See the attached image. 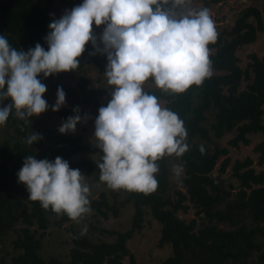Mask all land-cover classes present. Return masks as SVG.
<instances>
[{
	"label": "trees",
	"instance_id": "16d2710c",
	"mask_svg": "<svg viewBox=\"0 0 264 264\" xmlns=\"http://www.w3.org/2000/svg\"><path fill=\"white\" fill-rule=\"evenodd\" d=\"M220 1L225 0H201L197 9L207 8L210 13V8ZM257 1L250 0L235 12L233 23L224 26L216 42L209 45L213 49L210 52L212 75L201 85H193L181 94L164 92L156 85L143 88L158 101L164 100L163 107L184 121L188 150L181 157L165 156L157 162L158 187L152 193L123 189V196L118 198L116 191L111 190L108 195L100 189L96 196L89 198L93 220L89 221L86 232H72L73 246L67 259L53 254L45 256L40 249L51 221L59 224L71 219L31 200L27 187L18 182L17 173L27 156L52 162L61 157L71 168L80 170L86 184L90 177L96 179L101 173L98 165L103 162L104 153L96 147V141L82 140L80 132L90 125L81 120L76 126L78 133L75 130L62 134L58 130L62 122L77 113L68 105L58 112L52 111V106L56 103L58 88H63L70 102L89 97L93 83L90 63L96 68L95 81L101 89L111 93L113 86L108 84L105 75L107 56L95 52L91 42L86 45L87 55L82 54L74 71L38 77L56 91L44 96L49 105L42 115L44 118L25 121L16 117L13 110L6 124L0 126V237L15 233L12 240L15 253L8 257L1 255L0 264H137L128 242L148 217L159 223L158 246L171 249L154 264H264V247L258 240L264 238V170H255L252 158L245 156L231 164V176L236 184L230 178L216 179L213 172L221 155L224 157L217 170L224 172L229 163V149L219 145L217 139L230 131H234L228 139L232 146L250 143L252 134L262 135L254 148L260 152L258 163L264 160V55L249 52V60L241 66L237 54L240 47L256 40L258 32L264 33L262 12L254 4ZM81 2L0 0V35L12 47L24 52L35 48L37 43L48 50L45 38L51 31L49 24L62 17V7H76ZM68 80L73 83H65ZM149 81L154 82L152 78ZM10 103V99L5 101ZM100 106L96 104V108ZM207 111L212 113L208 124ZM54 121L59 125H54ZM35 132L42 139L30 145L27 138ZM174 165L183 168L178 182L184 190L174 187L170 193V172ZM127 204L133 208L127 228H105L98 222L111 214L118 216ZM190 205L198 221L195 217L186 221L177 214L186 212ZM93 231L102 234L98 236ZM103 233L113 237L105 238Z\"/></svg>",
	"mask_w": 264,
	"mask_h": 264
},
{
	"label": "clouds",
	"instance_id": "9594fccd",
	"mask_svg": "<svg viewBox=\"0 0 264 264\" xmlns=\"http://www.w3.org/2000/svg\"><path fill=\"white\" fill-rule=\"evenodd\" d=\"M94 24L106 26L99 43ZM49 28L48 50L37 43L24 52L0 35V126L13 110L25 121L45 113L47 87L38 77L74 71L91 42L97 53L107 55L105 75L113 86L111 100L95 120L96 147L104 153L100 180L113 190L154 192L157 162L181 157L189 147L188 133L178 114L162 107L142 85L152 78L164 92L181 94L212 75L209 45L216 42L217 32L209 10L191 7V0H83ZM8 99L11 103L4 104ZM65 104L66 94L58 88L52 111ZM81 120L79 114L70 116L58 130L75 132ZM41 139L35 132L26 142ZM173 172L179 177L183 168L177 165ZM17 175L29 198L44 209L76 222L91 212L84 175L61 157L52 162L27 156Z\"/></svg>",
	"mask_w": 264,
	"mask_h": 264
},
{
	"label": "rangeland",
	"instance_id": "374dc122",
	"mask_svg": "<svg viewBox=\"0 0 264 264\" xmlns=\"http://www.w3.org/2000/svg\"><path fill=\"white\" fill-rule=\"evenodd\" d=\"M201 0H191V7L197 9V5L200 4ZM57 2V1H56ZM82 2L79 4L81 5ZM250 3V0H225L220 1L216 3L212 8H210V16L211 19L214 21L215 29L217 34L221 31V29L224 26H230L233 23L232 16L235 12H237L241 7L244 5H247ZM256 6H258L262 12L263 20H264V0H259L254 3ZM78 5V6H79ZM74 7L71 8H65L62 7L60 9L62 16L65 14V11H71ZM198 10V9H197ZM218 16V17H217ZM93 33L97 37V42L99 43V38L102 36L105 25H101L99 27L93 25ZM102 47V45H100ZM213 49H211L212 51ZM255 51L259 56L264 55V33L258 32L257 38L253 43L245 44L242 47H240L237 50V54L240 57V65L245 66L247 61L249 60L248 53ZM86 55H87V51ZM96 52V51H95ZM106 55V54H104ZM107 56V55H106ZM90 76L92 78V85L90 86L89 90V97L87 96L86 99H82L81 101L79 98H76L73 101H69L66 99V104L68 106H71L72 108L76 109L79 108V114L82 117V120H84V123L87 126V129L85 131H81L80 133L81 138L83 141H96V138L94 137L95 134V120L99 115V109L102 106H107L108 102L110 101L111 93L108 91H104L101 89V85L96 78V68L93 67V65L90 63ZM94 79V80H93ZM41 82L46 85L47 91L44 94L47 95H53L56 91H54L51 88V84H48L46 80ZM65 83L72 84L73 80L65 81ZM244 83V82H243ZM242 83V86H243ZM155 85V82L153 81H146L144 85H142L143 88L147 86ZM51 88V89H50ZM98 99V101H97ZM161 106L163 107L164 100L158 101ZM100 103L101 106L96 108V104ZM5 104V101H4ZM44 114V113H43ZM39 116H33L30 118V120H37L38 117H42V115ZM207 121L206 124H208L212 120V113L207 111ZM40 119V118H39ZM264 120V115H263ZM48 123V121H45ZM64 122V121H63ZM62 122V123H63ZM54 125H59V122L54 121ZM61 126V125H60ZM93 126V127H92ZM79 131L76 129L75 133H78ZM1 133V132H0ZM234 134V131L226 132L221 138L217 139V142L219 145H225L228 147V155L230 157L229 163L225 167L224 172H219L217 170V166L220 163L221 159L224 157L221 155L217 161L216 166L213 170L215 175H218L219 178H230L233 180V183L236 184L235 178L231 176V164L236 159H242L245 156H250L252 158V165L255 168V170H264V160L261 163H258V157H259V151L254 148L255 144L261 140L262 135L260 134H252L251 135V141L248 144H243L242 142H239L237 146H232L228 143V139L232 137ZM95 157V156H93ZM177 165H174L170 172V189L169 192L172 193V189L174 187H179L181 190H184L183 187L180 186L178 182V177L173 172V168ZM99 173L97 175L96 179H93L90 177L87 185L89 186L90 192L88 195V199L92 196H96L98 191L100 189L105 190L108 195L110 193L111 188L107 186L105 182H102L100 180ZM235 188L232 190L234 191ZM116 191L117 197L121 198L124 194V190H114ZM133 208L130 204H127L121 209V212L118 216L110 215L109 218H100L98 222L105 227V228H127L129 226L128 218L131 215ZM177 214L184 218L186 221L189 220L192 217H195L198 221V216L194 212V207L189 206L186 212L178 211ZM93 217L89 214L84 215L80 218L79 222L73 221V220H67L63 221L61 223H56L54 221H51L47 228V234L42 238V248L40 249L41 254L48 256L50 254H53L57 257H60L62 259H67L69 255V250L73 246V241L71 238L72 232L77 231L78 234L83 232V229H87L89 226V221H92ZM222 225V223H219ZM92 233V231H90ZM93 234L101 236L102 233L99 231H93ZM160 231H159V223L153 218L148 217L142 225V227L139 230H136L130 241L128 242V246L130 251L133 253L137 264H154L158 259L168 255L171 252V249L169 246L162 247L158 246V237H159ZM14 232H9L3 236L0 237V256L3 254H7L6 257H8L11 253H15V250L12 248V240L15 237ZM105 238L113 237L111 234L106 236L103 233ZM261 241L262 246L264 247V238L258 239ZM125 261H128V257L125 256ZM9 264V263H8Z\"/></svg>",
	"mask_w": 264,
	"mask_h": 264
},
{
	"label": "water",
	"instance_id": "95a60500",
	"mask_svg": "<svg viewBox=\"0 0 264 264\" xmlns=\"http://www.w3.org/2000/svg\"><path fill=\"white\" fill-rule=\"evenodd\" d=\"M216 179H218V175H215ZM219 179H222V178H219Z\"/></svg>",
	"mask_w": 264,
	"mask_h": 264
}]
</instances>
